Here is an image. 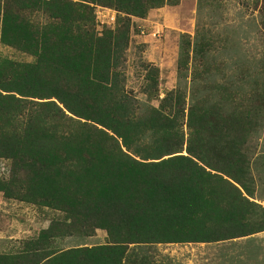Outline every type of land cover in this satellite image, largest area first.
Instances as JSON below:
<instances>
[{
    "label": "trees",
    "instance_id": "16d2710c",
    "mask_svg": "<svg viewBox=\"0 0 264 264\" xmlns=\"http://www.w3.org/2000/svg\"><path fill=\"white\" fill-rule=\"evenodd\" d=\"M180 1L0 0V41L33 57L0 58V192L61 213L0 264H126L135 247L264 231L250 148L264 129V84L239 73L213 86L215 46L198 24L181 35L177 85L162 97L153 65L146 101L120 77L132 18ZM96 6L115 11L113 28L96 29ZM255 8L264 31V0ZM97 229L105 244L57 245Z\"/></svg>",
    "mask_w": 264,
    "mask_h": 264
},
{
    "label": "rangeland",
    "instance_id": "374dc122",
    "mask_svg": "<svg viewBox=\"0 0 264 264\" xmlns=\"http://www.w3.org/2000/svg\"><path fill=\"white\" fill-rule=\"evenodd\" d=\"M37 22H46L43 15ZM103 19V18H101ZM115 22V21H114ZM96 29L102 30L97 23ZM109 24V25H108ZM213 41L210 67L211 84L234 81L244 73L249 81L264 83V31L255 0H181L148 12L145 18H132L128 47L119 64L124 87L136 98L141 93L146 65L158 68V91L177 85L176 64L182 34L193 36L197 28ZM114 27V23H103ZM0 58L29 62L33 57L0 41ZM217 65L218 70L214 67ZM237 82V81H235ZM186 84L182 83V85ZM188 87L190 83L187 79ZM252 85V83H251ZM157 104V100L150 102ZM251 172L255 180L254 199L264 205V129L251 141ZM8 162L0 159V178L7 176ZM61 213L44 206L6 199L0 192V252L16 251L21 241L34 238L51 219ZM107 242L106 232L97 229L90 237H67L60 248L94 246ZM126 264H264V231L241 238L212 243L156 244L129 250Z\"/></svg>",
    "mask_w": 264,
    "mask_h": 264
},
{
    "label": "built area",
    "instance_id": "2783aa9c",
    "mask_svg": "<svg viewBox=\"0 0 264 264\" xmlns=\"http://www.w3.org/2000/svg\"><path fill=\"white\" fill-rule=\"evenodd\" d=\"M94 14L96 22L102 25V27L104 26L103 23H114L115 21V11L110 8L96 6L94 9Z\"/></svg>",
    "mask_w": 264,
    "mask_h": 264
},
{
    "label": "crops",
    "instance_id": "0c3cea01",
    "mask_svg": "<svg viewBox=\"0 0 264 264\" xmlns=\"http://www.w3.org/2000/svg\"><path fill=\"white\" fill-rule=\"evenodd\" d=\"M152 10H155V9H152ZM151 11V10H150Z\"/></svg>",
    "mask_w": 264,
    "mask_h": 264
}]
</instances>
